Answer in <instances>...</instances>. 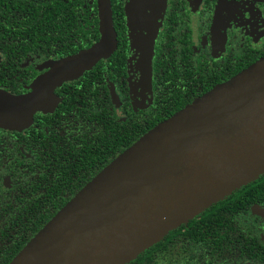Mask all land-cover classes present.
<instances>
[{"label":"flooded vegetation","instance_id":"af4514ba","mask_svg":"<svg viewBox=\"0 0 264 264\" xmlns=\"http://www.w3.org/2000/svg\"><path fill=\"white\" fill-rule=\"evenodd\" d=\"M128 2L111 0L108 56L54 88L52 108L26 126L0 127V264L114 152L264 56V2L166 0L148 73L129 38ZM98 38L96 0H0V89L25 93L48 62ZM218 201L124 264H264V188Z\"/></svg>","mask_w":264,"mask_h":264},{"label":"water","instance_id":"95a60500","mask_svg":"<svg viewBox=\"0 0 264 264\" xmlns=\"http://www.w3.org/2000/svg\"><path fill=\"white\" fill-rule=\"evenodd\" d=\"M155 9L145 69L156 21ZM264 2V0H260ZM124 6L127 28L137 7ZM99 38L52 60L22 94L0 89V127L19 129L50 110L54 88L115 46L109 0H96ZM149 8V7H148ZM154 28V29H153ZM129 34V33H128ZM130 38V36H129ZM264 173V56L157 123L78 189L6 264H124L210 204Z\"/></svg>","mask_w":264,"mask_h":264},{"label":"rangeland","instance_id":"374dc122","mask_svg":"<svg viewBox=\"0 0 264 264\" xmlns=\"http://www.w3.org/2000/svg\"><path fill=\"white\" fill-rule=\"evenodd\" d=\"M130 4L129 11H134L135 5L138 7L135 20L132 21L131 25L128 27V33L132 46L138 48L140 54H142V48L145 44L147 45L148 37H150L152 33V21L150 20V17L154 14L155 9L148 4L147 0H129V5ZM158 15L159 17L155 26L156 29L159 25L161 12ZM141 62L143 63L142 59Z\"/></svg>","mask_w":264,"mask_h":264},{"label":"trees","instance_id":"16d2710c","mask_svg":"<svg viewBox=\"0 0 264 264\" xmlns=\"http://www.w3.org/2000/svg\"><path fill=\"white\" fill-rule=\"evenodd\" d=\"M165 4H166V1H165ZM109 7H110L111 24H112V28H113L114 36H115V35H116V32H115V30H114V27H113V21H112L113 16H112V11H111V10H112L111 0H109ZM115 43H116V37H115ZM115 45H116V44H115ZM114 47H115V46H114ZM113 49H114V48H113ZM113 49H112V51H113ZM112 51H111V52H112ZM111 52H110V53H111ZM110 53H109V54H110ZM109 54H108V55H109ZM108 55H107V56H108ZM55 60H56V59H55ZM93 65H94V64H93ZM90 68H91V67H90ZM90 68H89V69H90ZM89 69H88V70H89ZM85 71H86V70H85ZM214 86H215V85H214ZM57 87H58V86H57ZM211 88H212V87H211ZM211 88H210V89H211ZM208 90H209V89H208ZM208 90H207V91H208ZM205 92H206V91H205ZM205 92H204V93H205ZM201 95H202V94H201ZM201 95H200V96H201ZM198 97H199V96H198ZM184 106H185V105H184ZM180 109H181V108H180ZM177 111H178V110H177ZM159 122H161V121H159ZM159 122H158V123H159ZM156 124H157V123H156ZM156 124H155V125H156ZM155 125H154V126H155ZM150 129H151V128H150ZM147 131H148V130H147ZM147 131H146V132H147ZM144 133H145V132H144ZM144 133H143V134H144ZM143 134H142V135H143ZM142 135H141V136H142ZM139 137H140V136H139ZM139 137H137V138H139ZM137 138H135V140H136ZM135 140H133L131 143H133ZM131 143H130V144H131ZM130 144H129V145H130ZM129 145H128V146H129ZM128 146H126V147H128ZM126 147H125V148H126ZM125 148H124V149H125ZM124 149H123V150H124ZM120 152H121V151H119L118 153H120ZM118 153H115V152H114V153H113V158H114ZM105 165H106V164H105ZM105 165H104V166H105ZM101 168H102V167H101ZM101 168H100V169H101ZM100 169H99V170H100ZM99 170H98V171H99ZM98 171H97V172H98ZM97 172H96V173H97ZM96 173H95V174H96ZM95 174H94V175H95ZM94 175H93V176H94ZM90 179H91V178H90ZM90 179H89V180H90ZM85 183H86V182H85ZM85 183H84V184H85ZM84 184H83V185H84ZM83 185H81V186L79 187V189H80ZM240 187H241V188H240ZM240 187H239L240 189L237 188V189L231 191V192H230L231 195H232V194L235 195V196H238V195H248V194H250L251 191H252V192H255V193H260V192L262 191V189L264 188V173L259 174L257 177H255L254 179H252V180L246 182L245 184L241 185ZM260 187H261V188H260ZM251 188H254V190H251V191H250ZM230 193H229V194H230ZM224 197H225V196H224ZM67 200H68V199H67ZM67 200H66V201H67ZM219 200H220V199H219ZM66 201H65V202H66ZM218 204H219V201L217 200L216 202L210 204L211 207H209L210 205L207 206V207H209V208H215V207H217ZM63 205H64V204H63ZM63 205H62V206H63ZM207 207H206V208H207ZM204 209H205V208H204ZM204 209H203V210H204ZM201 211H202V210H201ZM45 223H46V222H45ZM45 223H44V224H45ZM44 224H43V225H44ZM38 230H39V229H38ZM33 235H34V234H33ZM152 244H153V243H152ZM152 244H151V245H152ZM151 245L147 246L146 248L150 247Z\"/></svg>","mask_w":264,"mask_h":264}]
</instances>
